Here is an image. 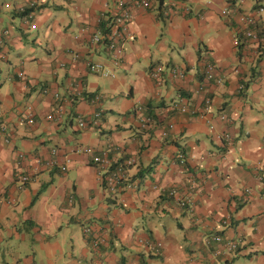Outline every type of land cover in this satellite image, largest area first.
<instances>
[{"label":"crops","instance_id":"obj_1","mask_svg":"<svg viewBox=\"0 0 264 264\" xmlns=\"http://www.w3.org/2000/svg\"><path fill=\"white\" fill-rule=\"evenodd\" d=\"M114 1L0 0V264H264V51L234 33L240 15L264 30V0H152L112 64L88 39ZM156 64L183 76L156 85ZM78 146L120 166L115 191Z\"/></svg>","mask_w":264,"mask_h":264},{"label":"built area","instance_id":"obj_2","mask_svg":"<svg viewBox=\"0 0 264 264\" xmlns=\"http://www.w3.org/2000/svg\"><path fill=\"white\" fill-rule=\"evenodd\" d=\"M152 0H115L113 3V7L107 13H102L99 15L97 19V30L93 31L89 35L88 42L90 46L93 48H101L104 50L107 59L112 63L116 64L120 61L121 56V45L120 40L127 35V24L131 20L133 16V10L136 8H149L151 5ZM7 6L6 4H4ZM29 6H33V3H29ZM258 11L261 8L257 9ZM220 12L223 15L229 16L232 12L229 6H224ZM25 21H29L32 17L31 12H26L24 15ZM100 20H103V27L100 28L98 23ZM31 27H34L31 25ZM6 30L2 31V34H5ZM235 37L237 34L241 33L244 39H251L257 40L256 32L253 26V20L249 16H242L238 17V27L234 29ZM258 40H262L261 38ZM1 37H0V44H1ZM73 58H77V55H74ZM84 66L90 71L94 73H99L103 76L109 75V71L101 64L100 62L92 61L89 59L83 60ZM168 70L170 74L176 75L178 77L183 76V71L178 68H168L165 69L160 64L152 65L147 69L148 77L156 84H160L162 82L163 72ZM203 78L209 80L213 83L219 84L221 83V78L215 76L214 74V66L211 62H205L203 69H202ZM239 87H242L239 85ZM74 94L79 95L80 91L75 89ZM98 95H94L88 101L92 104H96L98 102ZM204 102L207 104L208 100L205 99ZM171 109L178 110V111H185L184 106L178 105L177 103L171 104ZM59 109L57 110L56 116L58 117ZM30 112L28 116H30ZM99 112L96 111L93 113V119L98 117ZM220 119H224V116H219ZM75 124L78 128L85 127L87 123V119L77 114L74 117ZM152 122L151 116H146L140 120L141 126H146L147 124ZM164 134V132H163ZM71 151L73 153H79L84 155H89V162L90 164L96 169L97 176L101 180H103L104 188L109 191L113 192L117 189L118 184L120 183L123 172L120 166L111 167L110 166V159L107 157L105 151L100 152H93L90 147L87 146H78L77 148H72ZM180 162L183 161L181 155L177 156ZM129 163V161H127ZM28 179L27 175L20 176L19 182L23 184ZM259 179L262 181L264 180V175H260ZM183 204L182 202H180ZM83 231L87 234L89 233L88 228H84ZM90 245L95 247L96 244L99 242L97 238L90 239ZM211 240L219 244L218 250L220 251L222 248L229 250L234 248L233 243L228 242H221V239L218 235L214 234L211 236ZM153 247V246H152ZM155 248V247H154ZM156 252V248H155Z\"/></svg>","mask_w":264,"mask_h":264},{"label":"trees","instance_id":"obj_3","mask_svg":"<svg viewBox=\"0 0 264 264\" xmlns=\"http://www.w3.org/2000/svg\"><path fill=\"white\" fill-rule=\"evenodd\" d=\"M26 12H28V11H24L23 12V15L26 13ZM103 23H104V21L103 20H100V22L98 23V26L100 27V28H102L103 27ZM254 30H255V32H256V36L258 37L257 38V40L255 41L256 42V49L258 50V51H260V52H263L264 51V30H262V29H257L256 30V28H255V26H254ZM237 40L239 41V42H241L243 39H244V37L241 35V33H239V34H237ZM262 39V40H258V39ZM241 46V44H239V47ZM205 64V63H204ZM204 64H203V66H204ZM202 77H203V74H202ZM72 96H74V97H86V94L85 93H82L81 91H80V94L79 95H76V94H74V95H72ZM94 95L93 94H88L87 95V99L89 100L91 97H93ZM76 116V115H75ZM74 116V117H75Z\"/></svg>","mask_w":264,"mask_h":264},{"label":"rangeland","instance_id":"obj_4","mask_svg":"<svg viewBox=\"0 0 264 264\" xmlns=\"http://www.w3.org/2000/svg\"><path fill=\"white\" fill-rule=\"evenodd\" d=\"M4 6H5V5H4ZM64 16H66V14H64ZM75 16H76V14H75L74 12L69 11L68 16H67L66 19H69V18H70V19H72V20L74 21ZM39 52H40V51H39V49H38V50L36 51V53H39ZM9 58H10V60H11L12 65H14V64L17 62V57H16L15 54H11V55L9 56ZM6 69H7V66H6L5 62H4L3 60H0V78L4 77L5 72H6ZM9 69H10V68H9Z\"/></svg>","mask_w":264,"mask_h":264},{"label":"clouds","instance_id":"obj_5","mask_svg":"<svg viewBox=\"0 0 264 264\" xmlns=\"http://www.w3.org/2000/svg\"><path fill=\"white\" fill-rule=\"evenodd\" d=\"M112 167V166H111Z\"/></svg>","mask_w":264,"mask_h":264}]
</instances>
